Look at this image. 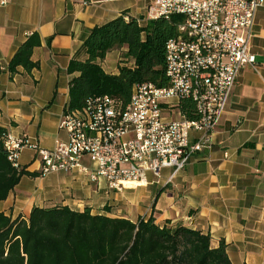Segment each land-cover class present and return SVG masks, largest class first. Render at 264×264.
<instances>
[{"label": "crops", "instance_id": "obj_1", "mask_svg": "<svg viewBox=\"0 0 264 264\" xmlns=\"http://www.w3.org/2000/svg\"><path fill=\"white\" fill-rule=\"evenodd\" d=\"M154 0H0V128L15 137L25 135L44 149L67 141L60 128L69 102L72 60L84 61L82 46L91 30L113 19L147 24ZM37 34L40 46L30 73L7 67L19 46ZM255 69L243 67L224 114L211 137L209 149L192 156L170 183V170L157 182L148 174L146 186L108 187L104 179L92 182L85 174L40 173L41 163L31 149L21 151L23 176L0 213L11 220L30 217L34 208L66 207L74 212L124 218L132 222L154 218L159 227H178L209 235L211 246L220 242L232 264H264V6L256 12L250 38ZM117 65L102 69L117 74ZM106 59V58H105ZM130 68L132 64H128ZM195 134L191 135L194 138ZM83 165L93 166L88 159Z\"/></svg>", "mask_w": 264, "mask_h": 264}, {"label": "built area", "instance_id": "obj_2", "mask_svg": "<svg viewBox=\"0 0 264 264\" xmlns=\"http://www.w3.org/2000/svg\"><path fill=\"white\" fill-rule=\"evenodd\" d=\"M262 6L264 0H154L147 21L181 18L165 47L169 86L138 84L127 105L108 96L89 99L83 110L65 113L60 128L67 141L53 149L6 133L3 147L9 162L19 169L21 151L31 149L42 176L78 172L121 191L149 185L148 174L158 182L162 171L170 170V183L194 154L210 148L240 70L255 69L249 44ZM186 100L192 112L180 107ZM85 158L92 169L83 165Z\"/></svg>", "mask_w": 264, "mask_h": 264}, {"label": "trees", "instance_id": "obj_3", "mask_svg": "<svg viewBox=\"0 0 264 264\" xmlns=\"http://www.w3.org/2000/svg\"><path fill=\"white\" fill-rule=\"evenodd\" d=\"M181 18L147 21L143 27L124 16L94 28L82 46L86 60H72L67 72L73 77L65 113L81 111L91 98L108 96L127 105L134 86L152 83L168 87L165 47L176 34ZM40 46L37 34L17 49L7 70L30 73L38 65L31 60ZM117 74H108L101 63L114 51L122 52ZM128 64H132L130 68ZM2 68L0 66V73ZM192 112L190 101L180 105ZM0 128V201L23 176H36L14 168L3 147ZM0 264H232L222 241L213 248L209 235L178 227H159L154 218L132 222L124 218L91 215L89 210L34 208L30 217L11 220L0 213Z\"/></svg>", "mask_w": 264, "mask_h": 264}, {"label": "rangeland", "instance_id": "obj_4", "mask_svg": "<svg viewBox=\"0 0 264 264\" xmlns=\"http://www.w3.org/2000/svg\"><path fill=\"white\" fill-rule=\"evenodd\" d=\"M119 58L122 59V54L119 56ZM117 61H118V55L117 52H111L106 56L105 62H104V67L106 69H112L113 67H115L117 65ZM121 62V61H120Z\"/></svg>", "mask_w": 264, "mask_h": 264}]
</instances>
